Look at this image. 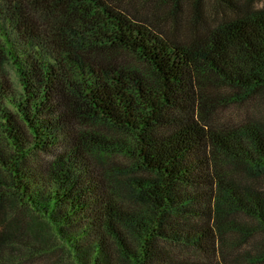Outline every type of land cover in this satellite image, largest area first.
<instances>
[{"label": "trees", "instance_id": "obj_1", "mask_svg": "<svg viewBox=\"0 0 264 264\" xmlns=\"http://www.w3.org/2000/svg\"><path fill=\"white\" fill-rule=\"evenodd\" d=\"M255 1L0 0V264H264Z\"/></svg>", "mask_w": 264, "mask_h": 264}, {"label": "rangeland", "instance_id": "obj_2", "mask_svg": "<svg viewBox=\"0 0 264 264\" xmlns=\"http://www.w3.org/2000/svg\"><path fill=\"white\" fill-rule=\"evenodd\" d=\"M193 1L194 0H182V2H181L182 3V8H181L180 14L182 15L183 19L194 15L193 14V6H192ZM205 4H207V3H205ZM254 8H255V10L263 9L264 8V0H256L255 4H254ZM205 9H206V5H205ZM203 11H204V9H203ZM10 73L13 74L12 71H10ZM11 74H10V76L12 77ZM246 109L247 108H246V105H245V106H241L239 108L229 107V108H225L223 110H219L218 111L219 120L222 123L235 124L237 122V120H240L242 118H246ZM250 111H252V112H250ZM250 111L247 112V113H250L249 114L250 116H256L255 111H257V110H250ZM116 161L120 162L119 159H116ZM23 213H24V209H22V211H21V214H23ZM25 219L27 221H31V222L38 220V222H40V223H45V220L44 219H40L38 217V214L33 212V211L30 212L27 215V217L25 216ZM44 232H45L46 235L52 233L51 228L48 225L45 226V231ZM55 241H57V244H61L60 241H58L56 239H55ZM17 242L20 243L21 241H17ZM18 247H20L19 244H18ZM21 249L24 251V249L22 247H21ZM35 255L36 254H34L32 256H29V255H26L24 257L22 256V258L30 260L29 262H27L25 264H48L47 263L48 257H46L45 255H42V254L41 255L37 254L36 256Z\"/></svg>", "mask_w": 264, "mask_h": 264}]
</instances>
